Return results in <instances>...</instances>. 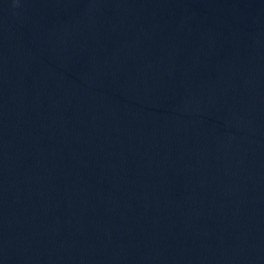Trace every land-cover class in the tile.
<instances>
[{"label": "water", "instance_id": "95a60500", "mask_svg": "<svg viewBox=\"0 0 264 264\" xmlns=\"http://www.w3.org/2000/svg\"><path fill=\"white\" fill-rule=\"evenodd\" d=\"M0 264H264V0H0Z\"/></svg>", "mask_w": 264, "mask_h": 264}]
</instances>
